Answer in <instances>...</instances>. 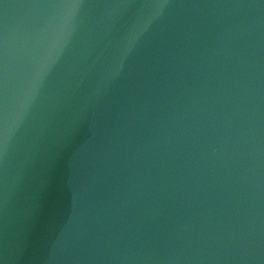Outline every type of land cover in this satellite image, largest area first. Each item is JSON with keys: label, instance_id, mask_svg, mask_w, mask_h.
I'll return each instance as SVG.
<instances>
[{"label": "water", "instance_id": "95a60500", "mask_svg": "<svg viewBox=\"0 0 264 264\" xmlns=\"http://www.w3.org/2000/svg\"><path fill=\"white\" fill-rule=\"evenodd\" d=\"M217 0H0V119Z\"/></svg>", "mask_w": 264, "mask_h": 264}]
</instances>
